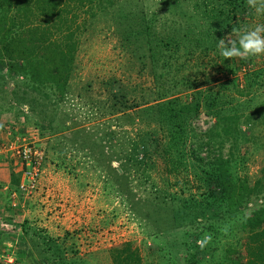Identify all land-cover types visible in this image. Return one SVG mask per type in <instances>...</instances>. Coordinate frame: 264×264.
<instances>
[{"label":"trees","instance_id":"1","mask_svg":"<svg viewBox=\"0 0 264 264\" xmlns=\"http://www.w3.org/2000/svg\"><path fill=\"white\" fill-rule=\"evenodd\" d=\"M107 14H111L120 41L129 46L130 55L150 79L149 87L140 88L137 102L118 88L109 96L111 104L106 113L120 111L126 123L137 125L135 138L122 152L118 166L106 165L107 173L120 179L115 191L121 202L148 226L147 236L153 238L171 229L207 221L200 231L183 232V239L190 238L194 244L203 238L204 231L208 236L212 232L225 236L242 232L249 243L248 250L241 252L228 245L216 264H264L263 178L250 182L245 170L241 174L235 171L245 158L241 145L246 137L242 133L239 142L231 144L234 152L228 149L224 157L219 152L224 139L221 135L231 125L227 120L247 124L255 119L250 118L252 113L263 118L264 105L253 112L246 110L250 94L254 96L264 86V66H258V56L226 60L217 47L218 40L229 36L234 28L264 24V15L249 8L247 0H0V64L5 68L0 84H5L29 113L46 114L48 105L61 100L67 91L86 18ZM127 109L131 113L125 112ZM201 111L213 123L198 134L192 121ZM82 131H74L69 138L72 142L81 140V147L85 146L84 139L93 137L89 133L79 135ZM111 134L110 130L106 133ZM89 147L95 148L93 144ZM213 147H218L216 154ZM156 170L173 179L170 190L180 182L181 185L162 196L164 187L158 185L161 179ZM20 172L21 168L10 173L7 199L9 192L17 189ZM191 175L193 192L189 190L192 181L187 179ZM129 177L133 185H128ZM258 198L263 200L261 206L247 207ZM153 203L158 209L170 210L169 225H156ZM35 237L42 242L38 250L36 244L32 245L39 264L85 262L77 256H53L57 248L53 239L38 233H34ZM44 244L53 250L43 249ZM196 247L197 253L203 255V245ZM166 253L171 254L170 250ZM190 253L189 258L195 261L197 254ZM15 255L20 262L22 253ZM179 256L175 251L167 259L160 258L166 264H178ZM108 257L111 264H142L138 250L125 244L110 247Z\"/></svg>","mask_w":264,"mask_h":264},{"label":"rangeland","instance_id":"2","mask_svg":"<svg viewBox=\"0 0 264 264\" xmlns=\"http://www.w3.org/2000/svg\"><path fill=\"white\" fill-rule=\"evenodd\" d=\"M110 15L86 18V26L81 32L73 68L67 80V91L61 100L48 105L49 112L45 109L46 114L29 113L26 105L22 107L20 101L15 99L16 96L8 92L6 85L0 84V144L23 140L42 154L35 187L30 192L18 188L22 181L19 160L10 151L0 156V168H4L0 171V262L39 264L32 245L36 244L35 250H38L41 241L34 238V233L53 239V244L57 246L53 256L61 254L66 259L77 256L85 261L80 264H111L108 249L124 244L138 250L142 264H166L161 258L167 259L175 251L178 256L181 255L178 257V264H216L228 245L240 248L241 252L245 251L249 243L245 235L242 232L236 233L237 231L235 236L211 233V230L209 232L212 236H208V232L204 231L203 238L196 240L194 244L190 238L183 239V232L200 231V227L206 226L207 221L171 229L152 238L146 235L148 226H144L121 202L115 191L120 179L108 174L106 165L110 163L111 167L118 166L122 160V152L128 149V143L135 138L137 125L126 123L128 120L121 117L123 113L120 111L113 115L106 113L111 104L109 96L118 88L127 98H133L137 102L140 88L149 87L150 79L145 70L139 67L136 58L130 55L129 46L120 41ZM253 20L255 22L257 19ZM258 21L262 22L259 18ZM230 35L233 39L236 38L233 32ZM257 60H261L259 67L264 66V55L258 56ZM0 74H5V68L1 64ZM249 97L247 112L263 106L264 86ZM125 112L131 113V109ZM251 115L250 118L255 119L248 121V126L238 119L236 123L227 120L228 123L231 121L230 127H227L228 132L221 135L223 141H219L221 137L217 138L218 142L222 141L219 152L223 157L228 149L234 152L231 144L239 142V133H242L246 137L241 145L245 158L242 164L236 166L235 171L241 174L245 170L250 182L255 178H263L264 181V111L261 114L263 118L255 113ZM212 123L213 119L202 111L192 121L198 134L210 128ZM62 125L69 128L64 130ZM81 129L84 131L79 135L89 133L93 136L88 140L84 139L83 147L80 146L81 140L72 142L69 139L74 131ZM109 130L112 134L106 135ZM90 144L95 148L89 147ZM215 146H218L217 142ZM217 149L218 147H213V154H216ZM155 162L158 164V159ZM20 168L17 189L11 190L7 199L10 173L18 172ZM187 168L190 171L188 165ZM1 172H5L6 177ZM156 172L161 179L158 185L164 187L162 196H165L167 190H170V184L174 183L173 179L163 174L161 177L159 170ZM187 179H191L193 183L189 187L193 192V175ZM133 183L130 181L128 185ZM180 185L181 182L177 184ZM177 186H173L170 191L177 189ZM183 193L186 194L187 191ZM163 201L167 203L166 200ZM262 204L263 200L258 198L249 202L247 207H259ZM155 208L157 207H153L152 214L156 225L162 226L160 228L169 225L170 210L165 207ZM3 235L5 239H2ZM183 241L187 247L183 246ZM201 244L203 255L196 251V246ZM46 247L48 246L44 244L43 249ZM46 250L53 248L49 246ZM168 250L171 254L166 253ZM191 251L197 254L195 261L189 258ZM17 252L22 253L20 262L15 260ZM40 255L45 253L40 252Z\"/></svg>","mask_w":264,"mask_h":264},{"label":"clouds","instance_id":"3","mask_svg":"<svg viewBox=\"0 0 264 264\" xmlns=\"http://www.w3.org/2000/svg\"><path fill=\"white\" fill-rule=\"evenodd\" d=\"M247 5L257 15H264V0H247ZM233 33L237 39L229 35L218 40L217 47L226 60L264 55V24H256L252 28H234Z\"/></svg>","mask_w":264,"mask_h":264},{"label":"built area","instance_id":"4","mask_svg":"<svg viewBox=\"0 0 264 264\" xmlns=\"http://www.w3.org/2000/svg\"><path fill=\"white\" fill-rule=\"evenodd\" d=\"M7 151H10L11 155L19 160L22 166V181L19 183L18 188L24 192L32 191L35 187L42 160L41 152L32 144L23 142V140L0 144V156L2 154L6 155Z\"/></svg>","mask_w":264,"mask_h":264},{"label":"crops","instance_id":"5","mask_svg":"<svg viewBox=\"0 0 264 264\" xmlns=\"http://www.w3.org/2000/svg\"><path fill=\"white\" fill-rule=\"evenodd\" d=\"M0 137H2V135L0 134ZM2 163H4V162H2ZM16 169V171L18 170V168H15ZM4 170V168L3 167H1L0 168V171H3ZM1 174L2 175H4L5 177H6V174H5V172L3 173V172H1Z\"/></svg>","mask_w":264,"mask_h":264}]
</instances>
